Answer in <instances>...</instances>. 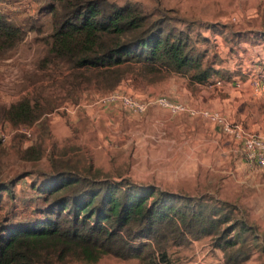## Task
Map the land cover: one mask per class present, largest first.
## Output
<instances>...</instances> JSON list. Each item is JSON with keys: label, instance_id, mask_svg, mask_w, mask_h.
<instances>
[{"label": "rangeland", "instance_id": "rangeland-1", "mask_svg": "<svg viewBox=\"0 0 264 264\" xmlns=\"http://www.w3.org/2000/svg\"><path fill=\"white\" fill-rule=\"evenodd\" d=\"M132 1L148 11L172 9L174 24L200 39L205 63L223 70V83H191L178 74L148 82L133 72L113 91L136 99L166 97L196 111L213 110L264 138V94L257 97L249 87L244 88L250 76L247 67L242 72L238 58L243 47L238 43L252 36L264 42V0ZM45 5L46 1L0 0V10L25 30L16 48L0 56V105L34 93L30 78L40 73L35 64L44 54L45 37L51 28L49 15L40 10ZM254 59L258 71L251 79L264 68L260 58ZM56 80L58 72L44 80L49 86L42 92V101L52 108L42 120L25 124L31 129L30 135L20 131L21 125L12 126L0 119V126L9 134L6 141H0V181L21 177L13 184L12 195L1 192L0 221L15 223L40 216L44 201L38 187L52 172L51 161H55L81 173L91 167V171L113 181L123 178L172 192L230 201L261 236L260 241L252 242L255 260L246 264H264V170L249 165L239 146L218 124L200 113H172L157 104L143 113L117 102L101 104L99 99L113 91L93 86L83 85L68 96ZM32 145L40 147V159L21 160L19 151ZM170 255L174 264H223L216 260L220 252L213 250L210 238L171 248ZM95 264L141 263L107 255Z\"/></svg>", "mask_w": 264, "mask_h": 264}, {"label": "trees", "instance_id": "trees-1", "mask_svg": "<svg viewBox=\"0 0 264 264\" xmlns=\"http://www.w3.org/2000/svg\"><path fill=\"white\" fill-rule=\"evenodd\" d=\"M34 1L47 2L40 10L49 15L51 28L35 64L40 73L30 78L33 95L0 105V119L12 126L40 121L52 108L42 101V92L49 86L44 80L55 72L68 96L83 85L113 91L133 72L148 82L171 74L197 84L223 78L222 69L205 63L200 39L174 24L172 9L148 11L132 0ZM24 36L25 30L0 10V56ZM19 155L34 161L42 152L32 145ZM51 165L52 172L38 187L44 201L40 216L0 221V264H95L107 255L141 264H174L171 248L204 238L224 252L227 264H240L254 253L252 242L261 239L230 201L123 178L113 181L91 167L81 173L55 161ZM19 178L0 181V202L1 192L12 195Z\"/></svg>", "mask_w": 264, "mask_h": 264}, {"label": "built area", "instance_id": "built-area-1", "mask_svg": "<svg viewBox=\"0 0 264 264\" xmlns=\"http://www.w3.org/2000/svg\"><path fill=\"white\" fill-rule=\"evenodd\" d=\"M216 85H222L220 79H215ZM251 85L255 91L264 89V68L261 72L251 79ZM236 86H240L237 83ZM101 104L119 103L124 108H130L138 113H143L150 105L157 104L167 108L172 113L186 111L190 115L200 113L203 117L218 124L223 132L232 138V140L239 146L244 160L251 166L264 170V138L255 133L249 132L242 127L240 123L231 122L222 117L218 112L204 109L196 111L195 109L186 107L182 103L172 102L166 97H158L155 99H136L117 90L99 99ZM20 131L26 135H30L31 129L25 125L19 127ZM9 134L6 128L0 126V141L7 140Z\"/></svg>", "mask_w": 264, "mask_h": 264}, {"label": "crops", "instance_id": "crops-1", "mask_svg": "<svg viewBox=\"0 0 264 264\" xmlns=\"http://www.w3.org/2000/svg\"><path fill=\"white\" fill-rule=\"evenodd\" d=\"M263 27L264 26H261V28H263ZM258 30H260V29H258ZM241 45L243 47H241ZM238 46L241 47V49L238 50L239 54L237 53L239 56L238 58L242 61V65H240V68L242 67V72H244L243 70L246 69L244 67H247L246 70L250 76L248 81L246 83H244V88L247 89L249 87L251 89V91L254 93V95H256L258 97L261 94H264V89H262L261 91H255L253 86L251 85V76L256 74V72L258 71V65L255 63H252V61L255 60L254 58L256 57V58H260L261 62L264 64V42L263 41L259 42L254 38V36H252L250 38L248 37V39H246L242 43H238ZM257 55H258V57H257ZM233 57H234L233 59L236 60L235 55ZM259 134L262 135L263 133L259 132ZM213 250L215 252H220V255H218L219 257H217L216 260H218V262H222L223 264H227L225 261V258H224V252L218 248H213ZM255 256H256V253L252 254L247 260L241 262V264H246L247 262L254 261ZM206 260L210 261L211 259L209 256H207Z\"/></svg>", "mask_w": 264, "mask_h": 264}]
</instances>
